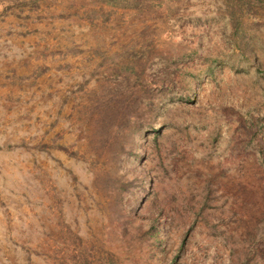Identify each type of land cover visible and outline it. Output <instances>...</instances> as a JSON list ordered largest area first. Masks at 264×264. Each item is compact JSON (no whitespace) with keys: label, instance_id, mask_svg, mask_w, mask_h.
Masks as SVG:
<instances>
[{"label":"rangeland","instance_id":"374dc122","mask_svg":"<svg viewBox=\"0 0 264 264\" xmlns=\"http://www.w3.org/2000/svg\"><path fill=\"white\" fill-rule=\"evenodd\" d=\"M0 264H264V0H0Z\"/></svg>","mask_w":264,"mask_h":264}]
</instances>
